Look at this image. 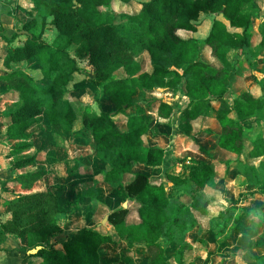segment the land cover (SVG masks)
<instances>
[{
    "label": "trees",
    "instance_id": "trees-1",
    "mask_svg": "<svg viewBox=\"0 0 264 264\" xmlns=\"http://www.w3.org/2000/svg\"><path fill=\"white\" fill-rule=\"evenodd\" d=\"M135 1L34 0L35 8L27 20L18 17L17 8L10 10L16 19L13 38L27 32L24 45L8 52L2 78L10 90L19 93L21 102L6 115L7 135L18 141L11 151L15 157L13 166L20 169L40 161L39 153L24 154L32 148L28 131L43 111L57 141L64 144L62 132L71 131L77 119L73 108L64 105L70 93L68 85L76 73H81L77 59L88 60L114 110L86 112L82 123L92 135L99 158L107 164L104 182L122 187L129 200L128 207L110 213V224L121 239L143 247L145 264H174L167 259L168 249L162 241L178 247L175 264H195L194 246L187 235L198 226L196 214L208 213L209 193L219 183L214 168L206 161H193L184 172L166 173L165 181L145 173H136L132 180L124 181L136 163L160 167L166 156L165 148L144 146L143 138L150 126L143 106L135 112L129 110L138 90H185L189 103L182 111V133L193 141L197 134L212 132L199 124L213 111L221 127L219 147L243 157L242 175L247 184L264 185V81L246 89L247 79L255 73L249 53L258 48L264 57V31L253 30L254 13L245 7L261 9L257 0H145L139 10L125 15L127 33L122 34L116 25L114 6ZM203 13L216 18L209 36L201 43L193 34L198 31L195 23ZM47 17H53L59 31L52 43L42 38V30L37 33L41 23L42 28L46 26ZM3 31L0 21V33ZM72 46L73 55L69 51ZM205 49L209 50V59L204 58ZM33 59L52 79L49 88L40 87L25 70L11 67L14 62ZM236 84L241 90L231 103L226 95ZM38 95L46 96L47 101L38 100ZM158 116L161 122L170 124L173 105L162 100ZM117 118L124 120L122 126ZM256 118L254 125L262 131L251 140L245 124ZM199 149L210 154L201 145ZM40 173L29 172L18 180L24 188H31ZM8 211L11 217L0 224V240L7 234H16L25 239L30 250L42 247L30 255L42 258L38 264H100L101 246L116 242L112 234L79 222L61 247L52 243L63 233L61 219L68 214L59 190L21 194L10 202ZM227 213L231 214L222 217L224 230L216 236H222L227 225H233L228 235L218 240L221 242L231 239L244 222L232 212ZM122 257L129 264L133 260L128 250L122 252Z\"/></svg>",
    "mask_w": 264,
    "mask_h": 264
},
{
    "label": "rangeland",
    "instance_id": "rangeland-1",
    "mask_svg": "<svg viewBox=\"0 0 264 264\" xmlns=\"http://www.w3.org/2000/svg\"><path fill=\"white\" fill-rule=\"evenodd\" d=\"M144 1L136 0L133 4H115L114 10L117 12L116 25L119 32L122 34L127 33L128 19L125 15L134 12V10H139ZM28 2L31 3L30 0ZM257 4L261 9L260 11L254 10L251 5H247L245 9L254 13L253 30L258 33L259 31H264V0H257ZM2 5L11 9L18 7L17 0H0V8L3 7ZM3 9L9 10L4 7L1 8V10ZM105 11L111 13L110 8H106ZM215 18L216 15L202 14L195 23L198 26V32L193 34V36L199 42L202 43L209 36ZM46 20V26L42 28L43 23H41L37 33L42 30V38L46 42L52 43L59 31L53 23V17H47ZM7 27L5 35L8 41H5L0 36V190L1 187H4V183H9L12 177L10 162L15 157L10 156V153L17 143V141L5 136L1 127L6 115L17 109L21 104L19 93L10 90L3 83L2 78L5 75L3 61L11 49L24 45L26 41V36L23 33L13 38L14 29ZM182 36L187 37V34L182 33ZM69 51L72 55L75 54V46H72ZM204 54V58L209 59L208 49H205ZM249 56L253 60L255 73L253 77L247 79V89L258 82L264 81V57L261 56L260 50L258 48L252 49ZM77 63L81 73L74 75L73 80L68 85L70 93L67 96V100H64V105L72 107L77 115L74 128L71 131L62 132L61 137L64 140V144L61 146L60 142L57 141V137L54 136L46 111H43L42 114L37 116L36 122L28 131L30 134L28 141L32 144V148L24 154L32 156L39 153L40 161L31 169L32 171L38 170V167H40L42 177L35 184L32 191L57 189L60 192L66 190L68 194L67 198L71 206V214L76 218L72 217L70 219V216L69 218L65 216L61 219L64 231L59 237L52 240V243L59 247L67 239L68 230L71 227L74 228L78 223L77 221L80 220L89 219L92 227L101 229L100 232L102 233L111 234L113 228L109 218L107 221L106 218L113 211L123 207L127 200L122 187L115 191L109 188H102L105 169L93 172L92 164L96 163L95 160H98L95 152L96 145L90 131L82 123V117L86 112L102 114L113 111L114 107L109 99L104 96L103 87L96 82L95 74L89 61L77 59ZM17 64L18 68L25 70L31 75L40 87L49 88L52 85V79L44 75L35 59ZM120 75L122 76L123 73ZM240 90L241 87L237 84L233 86L232 90L226 95L227 99L232 103L234 95L239 93ZM141 91L143 93L138 90L132 108L129 111H136L140 105H144L146 107L144 116L147 123L151 126L157 111L156 105L160 100L166 99L174 107L173 127L179 129L182 125L180 112L187 104L184 94L177 92L176 97H174L173 94L167 93L163 89L146 91L141 89ZM37 99L47 101L48 98L44 95H38ZM257 119L245 124L246 135L251 140L258 137L257 132L262 131V128L257 126L256 131L254 123ZM117 120L121 126L124 124V120H120V118H117ZM199 125L205 128H215L213 130L214 133L216 130L219 131L218 124H214V121L209 119L205 121L204 125L203 122ZM148 141L152 142L150 138ZM67 142H69V145ZM59 145L64 147L63 150L59 149ZM175 145H177L175 152L173 149L169 150L171 155H168V167L177 166L176 170L179 171V165L185 161L186 158L184 159L183 157L187 155V148L190 145L180 139ZM177 155L183 159L179 160L180 158H176ZM217 157L219 159L214 162V170L216 178L219 180L218 187L209 193L211 204L207 215L197 213L198 226L187 235L188 242L194 246L195 264H264V188L260 184H247L246 178L242 175V166L235 162L232 163L233 160L238 158L237 156L227 157L226 154H222ZM175 159H177V162L174 161ZM171 161H174V163ZM2 197L3 201L0 200V209L3 208L4 201H6L5 196L2 195ZM130 206L137 208L135 203H131ZM227 212H232L234 217H241L244 222L241 230L236 231L231 239L221 242L218 240L228 235L229 228L233 225V222L227 225L226 232H221L222 236H216L217 232L224 230L222 217L225 215L223 216V214H231ZM219 223H222V225ZM162 242L168 249L167 259L175 264L177 246H170L165 241ZM0 250L4 254H8L12 250H19V248H0ZM126 250L130 251V257H133L134 264H136V261L137 264H140L145 259V251L141 246H132ZM20 251L21 253L17 255L22 259L25 257L26 251L22 246H20ZM106 251L104 248L103 254ZM17 255L14 262L18 259ZM24 259L28 258L25 257ZM122 261L123 264H129L128 260H123L120 253V256L117 257L116 255H111L102 264H118Z\"/></svg>",
    "mask_w": 264,
    "mask_h": 264
},
{
    "label": "crops",
    "instance_id": "crops-1",
    "mask_svg": "<svg viewBox=\"0 0 264 264\" xmlns=\"http://www.w3.org/2000/svg\"><path fill=\"white\" fill-rule=\"evenodd\" d=\"M28 1L29 0H17V6L18 7H15V8L18 9V17L20 19H22V20H27L28 19V15L35 8L34 0H30L31 3L28 2ZM3 7L6 8V9H9V10H7V11L5 9L1 10V8H3ZM3 7L0 8V21L2 22V24L4 26V31L2 32V34L0 33V36H2L5 41H8V39H7L6 35H5V33H6L5 30L8 29L7 26H9L10 29H14V34H15L16 33V30H15L16 19L12 15H10V10H11L10 7H6V6H3ZM203 14L206 15V13H203ZM211 15H213V14H211ZM14 34H13V37H14ZM20 46H22V45H20ZM6 57H7V55H6ZM6 57H5V59H6ZM5 59H4V61H5ZM4 61H3V67H4ZM17 63H19V62H14V63L11 64L12 69H17L18 68V64ZM3 83L6 84V86L8 87L6 82H3ZM251 88L252 87H250L249 89H251ZM155 89L159 90V89H163V88H155ZM163 90L166 91L167 93L173 94V96L176 97L177 92H173V91H171L169 89H163ZM178 92H180L179 94H181V92L184 94V98H185V100L187 102L186 106L180 112V115L182 116V111L187 107V105L189 103V100L186 97V95H185L186 93L184 92L183 89L178 91ZM162 100L167 101L166 99H162ZM162 100H160L158 102V104L156 105L157 111L155 113L154 121L152 122L153 124L151 126L149 125L150 126V130L144 136L143 143H144V146L146 148L155 147V146H160L162 148H165L166 149V156H165L164 163L160 167H148V166H146V165H144L142 163H136L134 165V167H133L132 173L126 175V177L124 178V181L132 180L136 173H145V174H148V175H150L152 177H159L162 181H165L166 180L165 179L166 173H168V172H170V173H181V172H184L186 169H188L193 164V161L203 160V161H206L207 163H209L210 165H212L213 168H214L215 167V163H214L215 160L219 159V157H217V156L222 155V154H226L227 157H229V156H231V157L237 156L238 157L236 159L237 161L233 160L232 163L235 162V163L240 164V165L242 164V159H243L242 156H239L236 153L229 152V151L224 150L221 147H219V145L217 143V138H218V135L221 132V127H220V124L217 121V119L215 117V113L213 111H211L209 116L203 120V125H204V123H205V121L207 119L212 120V121H214V124H218L219 131L216 130L215 133H214L213 130L215 128H212V127L209 128L208 127L212 132L209 133V132L206 131V132H202L200 134H197L196 136H194V140L192 141V140L188 139V137L182 133V125L179 127V129H176L175 127H173L172 121L174 120V116H173V119L170 121V124L161 122V120H160V118L158 116V108H159V105H160ZM167 102H169V101H167ZM169 103L172 104L171 102H169ZM141 106H143V108L146 111V107L144 105H141ZM132 112H135V111H132ZM6 124H7V120L5 118L3 126L1 127V130L4 132L5 136L8 137L7 130H6ZM202 128L208 130V128H205V127H202ZM255 128H256V126H255ZM256 131H257V128H256ZM149 138H150V140H152V142L148 141ZM179 139L187 142V144H189L190 146H189V148H187V151H188L187 155H185L183 157L184 159L186 158L185 161L180 163V165H179L180 170L177 171L176 170L177 166L168 167V155L170 154V152H169L170 149H173L174 152H175V149L177 147V145H175V143ZM17 143H18V141H17ZM67 143L69 145V142H67ZM199 145H201L205 149L209 150L210 154H207V153L203 152L201 149H199ZM95 152L97 154V149H95ZM10 156H11V153H10ZM97 157H98V160H95L96 163L92 164L94 173L97 172L98 170H102V169L106 170L107 169V164L99 158L98 154H97ZM176 158H180L179 160L183 159L182 157H179L178 155H177ZM13 161L14 160H12L10 162L11 163V167H12V170H11L12 177L9 180V183H4V187H1V190H0V200L3 201L2 195H4L5 198H6L5 199L6 201H4V204H3V208L0 209V224L5 222L6 220L10 219L11 214L8 211V207H9L10 202L13 199H15L17 196H19L21 194H32V193H36V192H40V191H51V192L57 191V189H55V190H40V191L36 190V191H32V189L35 187V184H37V182H39V180L42 177V170H41L40 167H38V170H40V172H41L40 173V179L37 182H35L34 185L31 188H24L23 185L19 182L18 177L21 176V175L27 174L29 172L36 171L37 169L32 171L31 168L33 166H35L38 162L32 164L31 166L25 167V168L16 169L13 166ZM174 161L177 162V159H175ZM174 161L173 162L171 161V162L174 163ZM219 163H220V161H219ZM261 186L264 188V185H261ZM102 188H109V189L114 190V191L116 189H118V188H114L112 185H110L108 183H105V182L102 183ZM119 188H121V187H119ZM60 194L62 196L63 206L65 207V209L68 212L67 216H68V218L70 216V219H71L74 216L71 214L72 213L71 209H70L71 206L69 205L68 198H67L68 194H67L66 190L64 192H60ZM126 198L127 197H125V199ZM128 205H129V200L127 199L125 201V205L123 207H128ZM74 218H76V217H74ZM77 222L78 223L79 222H85V224L88 227L96 229L95 227H92L90 225L89 219L80 220V221H77ZM111 227L113 228L111 234H112V236H113V238H114V240L116 242L115 243H106V244L101 246V248L99 250V252H100V264H102V262L105 259L109 258L111 255H116V257L120 256V253L122 255L123 251H125L129 247H132V245H130L125 239H121L119 237V235L117 234V232H116V230H115V228L113 226H111ZM72 229L73 228L71 227L68 230V234L66 236L67 238H68V236H69V234H70ZM96 230L101 231V229H98V228ZM20 246H22V248H24V250L26 251L25 257H27L28 259L25 260L24 259L25 257H23L21 259V257H19L17 255L18 253H21V251H22V250L20 251ZM16 247H18L19 250H12L8 254H4V252L0 250V264H38L40 261H42V258H40V257L30 256L31 254H34V253H29L30 249L28 248L25 239L20 238L18 235H16V234H7L5 239L0 240V248H5V249L6 248H12V249H15ZM104 248L107 250L105 254H103V249ZM16 255L18 256V259H16L15 262H14V259L16 258L15 257ZM103 255H105V256L103 257ZM118 264H123V261L118 263ZM130 264H134L133 260L130 262ZM136 264H137V261H136ZM140 264H145V260L143 259L140 262Z\"/></svg>",
    "mask_w": 264,
    "mask_h": 264
},
{
    "label": "water",
    "instance_id": "water-1",
    "mask_svg": "<svg viewBox=\"0 0 264 264\" xmlns=\"http://www.w3.org/2000/svg\"><path fill=\"white\" fill-rule=\"evenodd\" d=\"M23 34H27V32L26 31H24V32H22ZM108 218H109V215L107 216V218H106V221L108 220ZM42 247H38L37 249H34V250H30L29 251V253H36L39 249H41Z\"/></svg>",
    "mask_w": 264,
    "mask_h": 264
}]
</instances>
